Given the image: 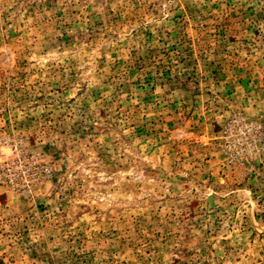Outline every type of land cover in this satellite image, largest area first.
I'll list each match as a JSON object with an SVG mask.
<instances>
[{
  "label": "rangeland",
  "instance_id": "rangeland-1",
  "mask_svg": "<svg viewBox=\"0 0 264 264\" xmlns=\"http://www.w3.org/2000/svg\"><path fill=\"white\" fill-rule=\"evenodd\" d=\"M0 264H264V0H0Z\"/></svg>",
  "mask_w": 264,
  "mask_h": 264
}]
</instances>
